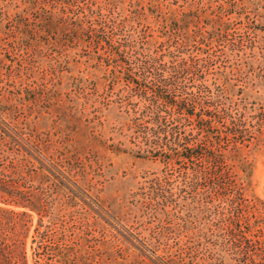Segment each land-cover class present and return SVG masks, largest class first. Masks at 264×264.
<instances>
[{
	"label": "trees",
	"instance_id": "16d2710c",
	"mask_svg": "<svg viewBox=\"0 0 264 264\" xmlns=\"http://www.w3.org/2000/svg\"><path fill=\"white\" fill-rule=\"evenodd\" d=\"M19 1L0 32V119L18 147L0 144V264H264V200L251 194L264 150V4ZM69 49L117 89L130 152L161 167L138 203L148 221L99 239L57 198L65 182L80 189L66 157L27 123L54 100L35 78L58 79L77 58Z\"/></svg>",
	"mask_w": 264,
	"mask_h": 264
},
{
	"label": "rangeland",
	"instance_id": "374dc122",
	"mask_svg": "<svg viewBox=\"0 0 264 264\" xmlns=\"http://www.w3.org/2000/svg\"><path fill=\"white\" fill-rule=\"evenodd\" d=\"M251 1L264 4V0ZM179 4L171 8L177 9ZM17 5L22 10L19 0H0V32L5 26V18L19 11ZM67 52L75 53L77 58L56 68L58 79L51 75L35 78L37 84H46L45 94L49 92L54 100L39 103L27 123L33 124L42 141L49 137L53 148L51 153L66 157L63 160L66 161L65 169L72 176L71 182H76L80 189L72 187L69 191L71 185L65 182L67 189L60 190L57 198L82 231L89 235L88 238L99 239L102 233L114 235L120 226L130 227L136 221V217L142 214L138 203L144 193V181L161 167L130 152L134 148L132 133L127 130V116L112 102L117 89L112 88L111 92L108 83L100 78L101 73L86 62L85 56L79 58L80 53L71 49ZM0 53H3L0 60L4 63L6 56L3 51ZM46 55L56 56L50 52ZM5 88L6 80L0 82L1 100L7 97L2 95ZM7 121L0 119V144L4 145L3 153H12L10 149L18 147L13 142ZM22 123L25 122L20 120L13 126ZM19 127L23 126H18L21 130ZM118 143H121L120 148H117ZM251 194L264 200V150L254 156ZM32 218L28 253L31 234L38 220L35 214ZM137 220L148 221L147 217ZM135 225L138 226L136 222Z\"/></svg>",
	"mask_w": 264,
	"mask_h": 264
}]
</instances>
